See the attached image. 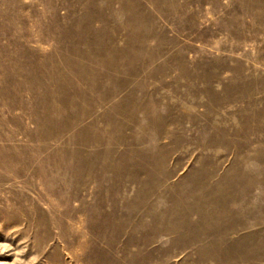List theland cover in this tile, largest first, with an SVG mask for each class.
<instances>
[{"label": "rangeland", "instance_id": "rangeland-1", "mask_svg": "<svg viewBox=\"0 0 264 264\" xmlns=\"http://www.w3.org/2000/svg\"><path fill=\"white\" fill-rule=\"evenodd\" d=\"M0 264H264V0H0Z\"/></svg>", "mask_w": 264, "mask_h": 264}, {"label": "bare ground", "instance_id": "bare-ground-1", "mask_svg": "<svg viewBox=\"0 0 264 264\" xmlns=\"http://www.w3.org/2000/svg\"><path fill=\"white\" fill-rule=\"evenodd\" d=\"M195 202H196V201H195ZM198 202H199V201H198ZM211 202H212V201H211ZM196 204H197V202H196ZM196 204H195V205H196ZM184 211H185V210H184ZM210 214H211V213H210ZM229 240H230V239H229ZM229 240H228V241H229ZM235 241H236V240H235ZM237 241H238V240H237ZM229 244H230V243H229ZM233 245H234V244H233ZM230 246H231V245H230Z\"/></svg>", "mask_w": 264, "mask_h": 264}]
</instances>
